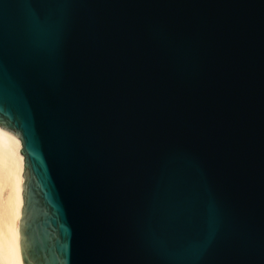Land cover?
Instances as JSON below:
<instances>
[{
	"label": "water",
	"instance_id": "obj_1",
	"mask_svg": "<svg viewBox=\"0 0 264 264\" xmlns=\"http://www.w3.org/2000/svg\"><path fill=\"white\" fill-rule=\"evenodd\" d=\"M20 264H264V0H0Z\"/></svg>",
	"mask_w": 264,
	"mask_h": 264
},
{
	"label": "bare ground",
	"instance_id": "obj_2",
	"mask_svg": "<svg viewBox=\"0 0 264 264\" xmlns=\"http://www.w3.org/2000/svg\"><path fill=\"white\" fill-rule=\"evenodd\" d=\"M20 146L18 137L0 128V264H20L16 232L22 204Z\"/></svg>",
	"mask_w": 264,
	"mask_h": 264
}]
</instances>
